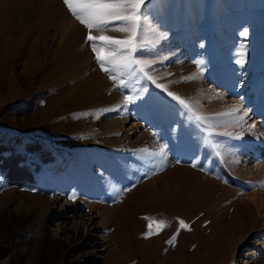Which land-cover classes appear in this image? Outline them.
Returning <instances> with one entry per match:
<instances>
[{"label": "rangeland", "instance_id": "rangeland-1", "mask_svg": "<svg viewBox=\"0 0 264 264\" xmlns=\"http://www.w3.org/2000/svg\"><path fill=\"white\" fill-rule=\"evenodd\" d=\"M143 13L105 72L63 0H0V264H264V0Z\"/></svg>", "mask_w": 264, "mask_h": 264}, {"label": "snow or ice", "instance_id": "snow-or-ice-1", "mask_svg": "<svg viewBox=\"0 0 264 264\" xmlns=\"http://www.w3.org/2000/svg\"><path fill=\"white\" fill-rule=\"evenodd\" d=\"M64 5L69 12L87 29L85 43H88L95 54L96 61L100 64V68L105 72H119L121 70L132 69L133 66H138L142 62L135 58L134 53L138 51L140 45V29L143 22V7L146 0H63ZM99 32L100 35H94L93 32ZM107 31L125 34L123 38H117L111 35H105ZM242 35L247 36L245 30ZM242 63V61H237ZM147 65V62H143ZM140 72H144V67L139 68ZM147 76V73L145 72ZM111 79H116V76H110ZM152 79L151 76H147ZM157 87H162L157 85ZM173 99L179 101L184 107L188 104L173 93H168ZM131 97H125L127 103ZM240 111L239 106H232L231 113ZM199 119V117H197ZM254 127V126H253ZM230 135V134H229ZM196 167V165H193ZM74 197H70L72 199ZM148 232L146 238L158 234L159 231L166 227L163 220L155 221L149 217ZM181 228L188 230L190 226L183 220H179ZM155 225L156 231H153ZM177 233L172 236V243L176 239Z\"/></svg>", "mask_w": 264, "mask_h": 264}, {"label": "bare ground", "instance_id": "bare-ground-1", "mask_svg": "<svg viewBox=\"0 0 264 264\" xmlns=\"http://www.w3.org/2000/svg\"><path fill=\"white\" fill-rule=\"evenodd\" d=\"M254 173V172H253ZM248 205V204H247ZM245 207V206H244ZM250 215V214H249Z\"/></svg>", "mask_w": 264, "mask_h": 264}]
</instances>
